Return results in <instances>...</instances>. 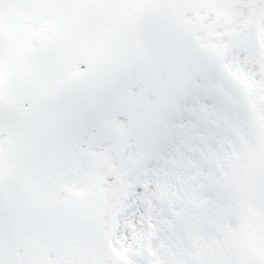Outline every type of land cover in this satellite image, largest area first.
<instances>
[{"label": "snow or ice", "instance_id": "snow-or-ice-1", "mask_svg": "<svg viewBox=\"0 0 264 264\" xmlns=\"http://www.w3.org/2000/svg\"><path fill=\"white\" fill-rule=\"evenodd\" d=\"M0 264H264V0H0Z\"/></svg>", "mask_w": 264, "mask_h": 264}]
</instances>
